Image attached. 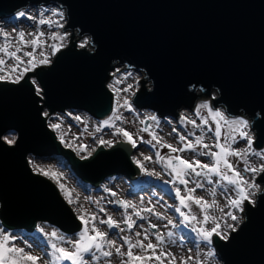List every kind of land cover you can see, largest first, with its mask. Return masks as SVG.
I'll return each instance as SVG.
<instances>
[{
	"label": "water",
	"instance_id": "water-1",
	"mask_svg": "<svg viewBox=\"0 0 264 264\" xmlns=\"http://www.w3.org/2000/svg\"><path fill=\"white\" fill-rule=\"evenodd\" d=\"M27 6L62 9V28L87 36L89 47L72 42L19 83L0 82L4 228L29 231L40 221L71 237L80 227L55 186L31 171L28 156L59 164L90 184L135 173L121 148L98 150L79 160L59 144L43 115L66 110L95 119L109 115L113 99L106 85L116 67L144 75L131 98L135 109L172 119L214 90L213 107L249 118L253 146L262 147L264 0H0V18ZM31 78L42 89L39 95ZM7 139L15 143L9 145ZM256 200L245 205L229 240L213 236L220 264H264V199L258 195Z\"/></svg>",
	"mask_w": 264,
	"mask_h": 264
},
{
	"label": "snow or ice",
	"instance_id": "snow-or-ice-1",
	"mask_svg": "<svg viewBox=\"0 0 264 264\" xmlns=\"http://www.w3.org/2000/svg\"><path fill=\"white\" fill-rule=\"evenodd\" d=\"M55 16H59L63 19L62 12H53ZM20 16H24L23 12L19 13ZM31 19L32 17H28ZM39 25L52 24L51 20L40 18L38 20ZM57 27H63L62 24L57 23ZM43 32H38L34 35L30 41L25 40V33L19 32L15 37L16 48L14 51H9L12 47V42L7 33L3 34V43H0V53H3L4 57L14 61L11 68L6 67V59L0 57V72L13 73L18 75L11 79L12 83H19L25 73L29 70H35L39 65L49 64V54L41 50L39 56L43 59L34 60L36 56V49L43 48L41 37ZM67 33H56L49 37L52 41H58V43H52L47 45L51 48V55H56L62 47H66L63 41L66 39ZM81 48L85 47L84 43L79 45ZM23 47H31L32 51H24L23 56L28 57V61H24L17 53L22 51ZM23 67V71H20ZM6 76H0V80L6 79ZM119 82V81H118ZM33 83L35 80L33 79ZM42 89L37 87L35 92L37 95L41 93ZM128 91V89H125ZM124 108L131 111V105L127 99L124 100ZM208 104H201L200 108H208ZM199 115V110H197ZM209 114L215 123V129L208 123L207 118L201 117V123L197 124L195 120H187L185 117H181L182 124H191L193 128L199 130V135L195 131H189L185 134L173 128L172 133H175L177 145L174 146L171 143H167L163 138L156 134L155 131L150 130V126L146 121L141 120V124L144 125L140 131L148 132L151 139L146 141L151 148H167L168 154L161 155L160 151L155 152L156 163L161 164V167L167 175L171 176L170 181H165L166 184L179 185L174 188V199L179 201V206L174 207V214L179 213V222L185 226H191V230L196 233L200 242L211 246L213 244V236L218 237L219 240L227 241L230 239L229 233L236 232L237 226L235 223L242 219L236 213H244L245 205H255L256 197L260 195L264 199V150H256L253 148L254 137L250 131L249 122L244 118H229L225 116L221 111H212L209 109ZM47 115V114H45ZM77 120L80 117H76ZM147 119L153 121L156 126H159V121L155 115L148 117ZM119 120L123 122V117L119 114L113 113L111 119L103 121V127L115 128L116 134L123 137V142L131 145L132 148H137L134 135L129 133L124 128H116L114 121ZM222 125H227L229 132L222 137ZM53 131L60 129L59 123H53L50 125ZM96 131H101L98 127ZM211 132L212 136L209 137L212 143H205V136ZM239 137V139H237ZM191 138V139H190ZM61 143H65L63 137L60 138ZM242 140L245 142V146L242 148H234V144H238ZM153 141L155 143H153ZM141 143H145L143 138H140ZM6 143L11 145L15 143V139H7ZM101 145L112 146V141H105L100 139ZM66 147L71 145L65 144ZM83 150V148H81ZM192 153L191 157H183L181 153ZM90 155V153H89ZM249 156L257 157L261 163L253 166L249 161ZM198 157H207L209 162H202ZM87 159V156L81 157ZM234 158L237 162L243 163V168H239L237 164L232 162ZM144 161H151V156H144ZM134 163L141 168L143 164L141 160L135 159ZM45 176H51L56 178L59 174L50 171H43ZM149 175L156 174L155 172H149ZM250 174V176L248 175ZM216 178L215 180L213 178ZM261 177V180L257 178ZM193 185L189 187V185ZM205 184L212 185L211 188H205ZM183 186V187H180ZM217 188L222 190V194L227 201L225 207L229 210L225 212L224 207H220L216 197ZM198 189L204 190L208 193L211 200L206 199L204 196L196 195ZM60 190L65 194L68 199V203H72L71 192L66 189L64 185H60ZM231 193V194H229ZM116 195V193H112ZM120 207L125 209L124 219L120 222L113 219L111 215H107L106 219L99 218L95 214H90L87 219L85 216H81V223L84 224V230L78 234L79 238L73 242L72 240H66L64 237H59L63 243L71 244V250L58 246L57 243L51 244V252H45V256H37L31 252L25 251L23 247L9 246L10 237L0 233V264H63L64 261H69L70 264H99L101 260H104V264H112L111 257L115 254L119 258V264H189V261L193 260L191 255L179 256L171 251L165 250L166 238L159 231H151L157 229L158 225L151 222L143 213H148L149 216H154L157 220H166L164 225L167 228L171 225L176 227L173 220L170 219L164 212L155 211V205L151 207H143L137 209L136 205H130L126 201H117ZM159 203V201L157 202ZM192 205H195L202 219H198L197 214L192 212ZM165 209V212L172 205H160ZM131 207L133 209L132 214H127V209ZM182 209H188V212L182 211ZM209 210H218L222 215L218 219L216 216H210ZM100 212H105L104 208H99ZM136 216L139 220H148L147 227L144 224H137L132 216ZM211 221L212 226L210 228L204 227ZM91 223V227L88 225ZM121 223L126 225L121 227ZM99 225H106L108 229H119L120 232H131L133 227L140 228L142 231H136L134 233L135 239L130 236L120 237L122 243L117 245L116 240L108 238V232L102 231ZM196 225H200L199 227ZM42 231V230H41ZM115 236L116 233H113ZM57 233L53 231L51 237L55 238ZM151 237H154L153 242ZM142 237V238H141ZM174 233L172 231L167 232V240L175 242ZM181 244L183 242L181 241ZM191 252V249H189ZM88 255L89 259H85V255ZM215 253L209 251L207 256L211 257ZM48 257V259H45ZM196 264H200L197 259Z\"/></svg>",
	"mask_w": 264,
	"mask_h": 264
},
{
	"label": "rangeland",
	"instance_id": "rangeland-1",
	"mask_svg": "<svg viewBox=\"0 0 264 264\" xmlns=\"http://www.w3.org/2000/svg\"><path fill=\"white\" fill-rule=\"evenodd\" d=\"M21 12H23L25 15H15L14 18L11 19V22H9L8 20L0 21V23H2L0 25V43H3V34L7 33L10 38V41L12 42V47L9 49V51L15 50L17 46L15 43V37L21 31L25 33L26 41L32 40L34 35L38 32L44 33L43 37H41L43 48L36 49V56L34 57V60L43 59V57L39 56V52L41 50L48 53L50 61L52 60L53 55H51V48L47 47V45H50L52 43H58V41H52L49 39V37L58 32L60 33V31L68 33V36L63 41V44H65L66 46L74 42L76 47H80L79 45L81 43H84L85 47H89L87 43V36L80 37L76 35V31L71 32L69 30H64L62 27L56 26L57 23L62 24L63 26L65 24V20L63 22L59 16H55L52 14L53 12H59V8H34L27 6L24 8H20L18 13ZM62 13L63 18H65L63 10ZM28 17L32 18L29 19ZM40 18L51 20L52 24L50 26L48 24L39 25L38 20ZM72 33L75 34L74 38L71 37ZM24 51L30 52L32 51V48L23 47L22 51L17 53L18 56H20L24 61L27 62L29 58L23 56ZM0 57L6 59V67L11 68V66L14 64V61L8 59L7 57H4L3 53H0ZM49 64L39 65L35 69L40 67H46ZM20 71H23V67H21ZM32 71L34 70H29L26 73ZM16 75H18V73L16 72L10 74L6 72H0V76L7 77L6 79L0 80V82H11V79L15 78ZM142 78H144L142 72L137 73L132 70L128 71L127 69L124 71L121 68L116 67L111 72L110 80L108 81L113 96V108L111 111V116L108 119H111L113 113L121 115L123 117V122L119 120L114 121L116 128H124L129 133H132L134 135V139L136 140L137 148H132L131 145L123 142V137L119 134H116L115 128L103 127V121L105 120L100 121L98 119L90 117L84 112L76 110H66L63 113H47L45 111L43 112V114H47V125L50 130L54 133L55 138L59 142V144L62 147L71 150L79 160L89 159L98 150L121 148L123 151L126 152L131 165L135 169V173L132 175V177L125 179L112 178L104 181H98L95 184H90L88 182H84L80 179L73 177L66 168L59 164L47 163L37 157L28 156L27 163L31 171L41 177L46 178L55 186L59 195L66 203L75 219L79 222L80 227L70 237L68 234L60 232L57 227L50 225L47 222L37 221L29 231L16 228L8 230V228H4L0 224V233L10 237L9 246L23 247L25 251L31 252L32 254L37 256H45V252H51V244L53 242L57 243L60 247H65L71 250L72 245L68 243H63L62 241H60L59 237H64L66 240L70 239L75 242L79 238L78 234L84 230V224H82L80 220V217L82 215L85 216V219H87L90 214H95L99 218L106 219L107 215L104 216V213L99 211V208L103 206V208L107 212H109L108 215H111L114 220L120 222L124 219L125 209L123 207H120L117 203V201L121 200L116 195H112V193L107 190V188L110 187L111 184L121 183V185L124 187V193L133 196L135 200L134 202L137 203V209L143 207H151L152 205H155V211L164 212L165 215H167L170 219L173 220L176 227L173 228L171 225H169L167 228H165L164 225L167 223L166 220L157 221L154 216H149L148 213H143V215L148 217L149 220H151L153 223L155 221L154 224L158 225L157 229H153L151 231H159L165 236L167 242L164 247L166 251H171L175 253L177 257H187L191 255L193 257V260L189 261V264H196L197 259L199 260L200 264H220L219 260L216 259L215 254L211 257L207 256V253L209 251H214L213 244L211 246H208L200 242L196 233L191 230L190 225L185 226L179 222V213L174 214V207L179 206V201L174 199V188L179 185L165 183V181H170L172 177L166 174V172L161 167V164L156 163L155 156V152L157 150L160 151L161 155H167L168 149L160 148L159 145H157V148H151V145L146 143V141L151 139L150 135L148 134V132L140 131V129L144 127V125L141 124V120H144L146 121L147 125L150 126V130L155 131L156 134L161 136L165 142L171 143L174 146H178L176 136L174 134L169 135L168 129L164 128L163 131L156 130V124L153 121L147 119L152 115H155L157 117L159 124H170L172 126V129L176 128L182 135L189 131H195L196 134L199 135V130L193 128L191 124H182L180 118L171 119V116L169 115L160 117L156 115L155 112L149 109H135L131 105V98L134 92L138 89L139 81ZM33 79L34 78L30 79L32 83ZM33 84L35 85L36 89L38 85L36 84V82ZM146 86L148 89H150V82H148ZM125 89H128V91H125ZM200 97L209 98V102H205L206 104H208L209 107L206 109L200 108L199 106L198 108L193 110L185 109V112L188 117L192 118L191 120H195L197 124H200L202 122L201 117L207 118L208 123L214 130L215 123H213V119L209 114V109H211L212 111H221L225 115L222 108L220 109V107H213L212 105V100L217 97V93L213 90L210 91L208 96ZM125 99L129 101L132 109L131 111L127 110L122 106ZM197 110H199V115L196 114ZM238 115L244 116L242 113ZM76 117H80V119L77 120ZM244 117L247 118L246 116ZM247 119L250 123V119ZM69 121L73 122L75 125H70ZM53 123H59L61 125L60 129L53 131V129L50 127V125ZM98 127L101 128V131H96ZM72 132L75 133L73 136H71ZM228 132V126L222 125V137ZM211 136L212 133L209 132L205 136L204 142L212 143L213 141L209 139V137ZM61 137H63L65 143H61ZM141 137L143 138L145 143L140 142ZM100 139H103L105 141L111 140L112 146L109 147L107 145H101L99 143ZM237 139H239V137H237ZM153 143L155 142L153 141ZM65 144L71 145V147H66ZM244 146L245 142L242 140H240L238 144L233 145L234 148H242ZM81 148H83V150H81ZM253 148L256 150H261V148L257 149L254 146ZM180 155L188 158L193 156L194 154L185 152L181 153ZM83 156H87L88 158L82 159L81 157ZM144 156H151V161H144ZM135 159L141 160L143 168L145 169L144 171H142L141 168L134 163ZM198 159H200L202 162H209L207 157H198ZM231 159L232 162L237 164L239 168H243V163L237 162L234 158ZM248 159L253 164V166L259 165L261 163V161L255 156H249ZM42 170L55 172L59 175L56 178H52L51 176H45L41 174ZM149 172H155L156 174L149 175ZM248 175L250 176V174ZM213 179L215 180L216 178L214 177ZM60 185H64L66 189L70 190L72 198L71 204L68 203V199L66 198L65 194L61 192ZM191 186L193 185L190 184L189 187ZM211 187L212 185L205 184V188ZM98 190H100V192ZM145 190H148V192H146ZM141 191H145L143 192V196H137L136 194ZM196 195L204 196L206 199L209 200L212 199V197H210L207 192L201 189L197 190ZM125 196L128 197L127 195ZM217 198H222L223 202L225 203L224 205H226L227 201L225 199V196L222 194V190L220 188H217L215 199ZM102 201L106 202L105 205H103ZM123 201L127 202V200L125 199H123ZM158 201L159 203H157ZM128 203L130 205H133L130 202ZM160 205H172L173 207H171V210L169 209V207L165 212V209L162 208ZM225 208L227 207H224V209ZM128 209H130L131 211H129ZM128 209L127 214H132L133 209L131 207H129ZM228 210L229 209L227 208L225 212H227ZM182 211L187 213L188 209H182ZM192 212L197 214L198 219H202V215L200 214L199 209L195 205H192ZM236 214L239 217H242L243 219V213ZM209 215L216 216L219 219L222 214L220 212L216 214L215 210H209ZM132 219L135 220L137 224H144V226L147 227L148 220L141 221L134 215L132 216ZM242 219L238 220L237 222H232L231 220H229L228 222L235 223L237 226ZM160 225H162V227H160ZM97 226L100 227L102 231H107L108 238L116 240L117 245H120L122 243L120 237L127 235L132 237L134 240V233L136 231H142L140 228L137 227H133L131 232H120L119 229L116 228L108 229L106 225L97 224ZM196 226L199 227L200 225ZM211 226V221H209L207 225H204V227L208 228H210ZM88 227H91V223H89ZM121 227L126 228V225L121 223ZM53 231L57 233V236L55 238L51 237V233ZM168 231H172L174 233V243L172 241L167 240ZM113 233H116V235L114 236ZM150 239L155 242L154 237L150 236ZM181 241L183 242V244H181ZM189 249H191V252H189ZM45 259H48V257H45ZM85 259H89L87 254L85 255ZM111 260L112 264H119V258L116 257L115 254L113 255V257H111ZM41 264H43V262H41ZM63 264H70V262L64 261ZM99 264H104V260H101Z\"/></svg>",
	"mask_w": 264,
	"mask_h": 264
},
{
	"label": "bare ground",
	"instance_id": "bare-ground-1",
	"mask_svg": "<svg viewBox=\"0 0 264 264\" xmlns=\"http://www.w3.org/2000/svg\"><path fill=\"white\" fill-rule=\"evenodd\" d=\"M38 8H41V7H38ZM55 8V7H54ZM19 9L18 10H16V11H14V12H12L11 14H9L8 16H6V17H2V18H0V21L2 20V21H4V20H8L9 22H11V19H13L14 18V16L15 15H18L19 13ZM59 12H62V9H59ZM10 19V20H9ZM64 20H65V18H63L62 19V21L64 22ZM2 23H0V25H1ZM59 33V32H58ZM65 33H67V32H63V31H60V34H65ZM67 36H68V33H67ZM66 36V37H67ZM118 68H121L122 70H126L125 69V67H118ZM129 71V70H128ZM112 72V71H111ZM111 72H110V74H111ZM109 80H110V77H109ZM108 80V81H109ZM107 86V88L109 89V91L111 92V94H112V91H111V88L109 87V84L108 85H106ZM112 99H113V96H112ZM205 102H209V98H205V97H198L197 99H196V101H195V103H194V105H193V107L191 108L192 110L193 109H196V108H198L201 104H203V103H205ZM112 108H113V103H112ZM221 109V108H220ZM44 115V117L46 118V115L45 114H43ZM111 116V113L109 114V115H107V116H105V117H103V118H99L98 120H107L109 117ZM225 116H227V117H229V118H244V119H246L248 122H249V120L247 119V118H245L244 116H241V115H235V116H233V115H228V114H225ZM181 117H185L187 120H191L192 118H190V117H188V115L186 114V112H185V109H183V108H181V109H179L178 110V112H177V116H176V118H180V121H181ZM47 122V121H46ZM69 123H70V125H75L73 122H71V121H69ZM249 126H250V123H249ZM164 128H166V129H168L169 130V133H171V130H172V126L170 125V124H167V123H165L164 125L163 124H159V126L157 127L156 126V130L157 131H163L164 130ZM250 131H251V133L253 134V137H254V133H253V131L251 130V128H250ZM70 132H71V130H70ZM75 133L74 132H72V134H71V136H73ZM172 134H174L175 135V133H172ZM264 150V143H263V145H262V147H261V150ZM107 190L109 191V192H111V193H116V196L120 199V200H123V199H125V200H127V202H130V203H132L133 205H136L137 206V203L136 202H134L135 200H134V198H133V196L132 195H128L127 193L125 194L124 192V187L121 185V183H116V184H111L110 185V187H108L107 188ZM99 192H100V190H98ZM146 192H148V190H145ZM145 191H141V192H138L136 195L137 196H143V192H145ZM124 194V195H123ZM125 195H127L128 197H126ZM217 200V202H218V204H219V206L220 207H225V203L223 202V200H222V198H217L216 199ZM102 203H103V205H105V203L106 202H104V201H102ZM102 208H103V206H101ZM115 209V208H114ZM170 210H171V207L169 208ZM129 211H131L130 209H128ZM225 210H227V208H225ZM104 213V216L106 215L105 213H107V215L109 214V212H107L106 210H105V212H103ZM215 213L217 214V213H219V211L218 210H215ZM157 220V219H156ZM158 221V220H157ZM160 221H162V220H160ZM164 221V220H163ZM148 222V221H147ZM152 222V221H151ZM153 223V222H152ZM154 223H155V221H154ZM160 227H162V225H160ZM11 229H14V228H11ZM11 229H8V230H11ZM16 229H20V228H16ZM24 230V229H23ZM26 231V230H25ZM209 264H212V263H209Z\"/></svg>",
	"mask_w": 264,
	"mask_h": 264
},
{
	"label": "built area",
	"instance_id": "built-area-1",
	"mask_svg": "<svg viewBox=\"0 0 264 264\" xmlns=\"http://www.w3.org/2000/svg\"><path fill=\"white\" fill-rule=\"evenodd\" d=\"M107 85H108V83H107Z\"/></svg>",
	"mask_w": 264,
	"mask_h": 264
}]
</instances>
